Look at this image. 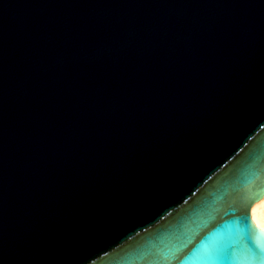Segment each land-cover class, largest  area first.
I'll return each mask as SVG.
<instances>
[{
    "label": "water",
    "instance_id": "95a60500",
    "mask_svg": "<svg viewBox=\"0 0 264 264\" xmlns=\"http://www.w3.org/2000/svg\"><path fill=\"white\" fill-rule=\"evenodd\" d=\"M263 195L264 0H0V264H264Z\"/></svg>",
    "mask_w": 264,
    "mask_h": 264
},
{
    "label": "snow or ice",
    "instance_id": "6c2138e0",
    "mask_svg": "<svg viewBox=\"0 0 264 264\" xmlns=\"http://www.w3.org/2000/svg\"><path fill=\"white\" fill-rule=\"evenodd\" d=\"M236 221L240 222L242 225V231H241V238L244 241L245 245H251V250L254 254L260 253L264 254V247L259 246L252 237V228L250 225V221L246 215L240 216ZM186 247V244L179 246L175 249L174 252H172L169 256L164 258L163 264H184L187 257L179 258L180 253L184 250ZM191 252L188 253V255Z\"/></svg>",
    "mask_w": 264,
    "mask_h": 264
},
{
    "label": "bare ground",
    "instance_id": "6f19581e",
    "mask_svg": "<svg viewBox=\"0 0 264 264\" xmlns=\"http://www.w3.org/2000/svg\"><path fill=\"white\" fill-rule=\"evenodd\" d=\"M250 215L256 226L264 229V195L260 200L253 203L250 208Z\"/></svg>",
    "mask_w": 264,
    "mask_h": 264
}]
</instances>
